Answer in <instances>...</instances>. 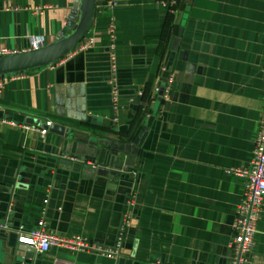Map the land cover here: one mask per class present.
I'll list each match as a JSON object with an SVG mask.
<instances>
[{"label": "crops", "instance_id": "0c3cea01", "mask_svg": "<svg viewBox=\"0 0 264 264\" xmlns=\"http://www.w3.org/2000/svg\"><path fill=\"white\" fill-rule=\"evenodd\" d=\"M78 1L0 0V42L17 52L37 39L47 46ZM116 1L96 0L84 38L92 48L4 79L0 264H230L246 184L235 170L251 164L263 108L264 0ZM28 117L58 130L26 129L41 127ZM33 155L75 160L34 174L24 168ZM22 168L29 188L11 211L8 188ZM41 225L106 247L124 230L120 254L19 242ZM250 264H264V205Z\"/></svg>", "mask_w": 264, "mask_h": 264}, {"label": "built area", "instance_id": "2783aa9c", "mask_svg": "<svg viewBox=\"0 0 264 264\" xmlns=\"http://www.w3.org/2000/svg\"><path fill=\"white\" fill-rule=\"evenodd\" d=\"M109 5L114 7L118 4L116 0H108ZM171 6L176 4L175 0H168ZM174 11V10H173ZM172 11V12H173ZM110 34V61L112 70L115 71L116 56H115V29L111 25L109 29ZM94 44L93 39L83 40L78 48L81 51L92 48ZM32 50L42 47L40 39L32 43ZM17 53L16 50L9 49L6 45L0 42V57ZM111 70V71H112ZM172 79L168 80V85L163 86L162 96H166ZM4 89V79H0V96ZM161 87L156 88V95L159 94ZM140 95H143L140 93ZM119 94L116 86L113 89V104L114 108L118 109ZM17 126L16 123H12ZM47 127L52 126V121L45 122ZM26 129L38 130L41 134L48 133L49 128L36 127L32 125H24ZM75 160V157H71ZM235 173L240 174L246 178L245 192L243 198L238 205L235 222L233 225V237L230 241V248L232 250V258L230 264H250L251 256L254 248V237L258 232V222L261 219L262 208L264 205V100L261 111V118L259 121V128L255 141V148L253 159L249 167L243 170H235ZM131 205V203H130ZM129 221V214L125 217V223ZM125 225V224H124ZM6 227V223L0 221V228ZM123 230V228L121 229ZM124 231V230H123ZM123 231L121 232L117 243L113 247L102 246L93 242L87 241L82 236H59L47 232L43 225L36 227L29 231H22L19 235V242L25 246L36 249L40 253L47 252L52 247H62L78 251H94L102 256L115 258L120 254V249L123 240Z\"/></svg>", "mask_w": 264, "mask_h": 264}, {"label": "water", "instance_id": "95a60500", "mask_svg": "<svg viewBox=\"0 0 264 264\" xmlns=\"http://www.w3.org/2000/svg\"><path fill=\"white\" fill-rule=\"evenodd\" d=\"M95 14L96 0H79L76 2L66 26L52 43L38 49L17 52L15 54L0 57V79H5L8 75L52 65L70 54L90 32ZM162 92L163 86H161V90L159 91V99H161ZM26 122L33 125H40L41 127L49 128V130L56 132L59 127L58 125L47 127L45 122L42 123L41 120L32 117L26 118ZM69 133H71V131H69ZM139 139L141 138L135 141L136 144ZM81 160L84 161L86 159L81 158ZM73 164V160L63 157L44 160L33 155L32 157L28 156L26 158L24 161V168L35 171L34 174H40L42 171L49 170L48 168L58 167L71 170ZM39 166H42V168ZM99 173H102V171L99 170ZM24 175L25 171L22 168L16 173L14 183L9 186V199L6 201V209L9 207V210L13 211L14 200H17L19 191L23 188H29L30 182L24 183ZM10 220L11 218L9 217L8 221Z\"/></svg>", "mask_w": 264, "mask_h": 264}, {"label": "trees", "instance_id": "16d2710c", "mask_svg": "<svg viewBox=\"0 0 264 264\" xmlns=\"http://www.w3.org/2000/svg\"><path fill=\"white\" fill-rule=\"evenodd\" d=\"M172 9L174 10V9H175V7H173ZM170 12H171V10H170ZM171 13H172V12H171Z\"/></svg>", "mask_w": 264, "mask_h": 264}, {"label": "rangeland", "instance_id": "374dc122", "mask_svg": "<svg viewBox=\"0 0 264 264\" xmlns=\"http://www.w3.org/2000/svg\"><path fill=\"white\" fill-rule=\"evenodd\" d=\"M9 76V75H8Z\"/></svg>", "mask_w": 264, "mask_h": 264}]
</instances>
